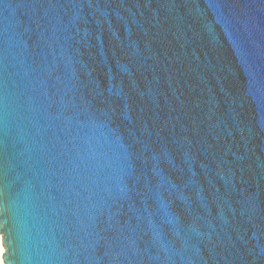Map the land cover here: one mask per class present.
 Returning <instances> with one entry per match:
<instances>
[{
	"label": "water",
	"instance_id": "95a60500",
	"mask_svg": "<svg viewBox=\"0 0 264 264\" xmlns=\"http://www.w3.org/2000/svg\"><path fill=\"white\" fill-rule=\"evenodd\" d=\"M3 264H264V0H0Z\"/></svg>",
	"mask_w": 264,
	"mask_h": 264
},
{
	"label": "bare ground",
	"instance_id": "6f19581e",
	"mask_svg": "<svg viewBox=\"0 0 264 264\" xmlns=\"http://www.w3.org/2000/svg\"><path fill=\"white\" fill-rule=\"evenodd\" d=\"M2 250V246H1V243H0V252ZM0 264H3L2 261H1V258H0Z\"/></svg>",
	"mask_w": 264,
	"mask_h": 264
}]
</instances>
